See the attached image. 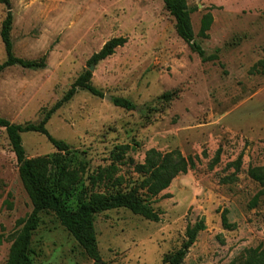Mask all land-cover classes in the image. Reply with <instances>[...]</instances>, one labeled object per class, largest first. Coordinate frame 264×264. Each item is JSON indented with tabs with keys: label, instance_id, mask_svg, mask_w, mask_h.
Segmentation results:
<instances>
[{
	"label": "rangeland",
	"instance_id": "1",
	"mask_svg": "<svg viewBox=\"0 0 264 264\" xmlns=\"http://www.w3.org/2000/svg\"><path fill=\"white\" fill-rule=\"evenodd\" d=\"M186 2L206 60L176 34L162 0H9L13 54L29 60L46 54V66L14 65L0 73V116L20 124L39 121L42 110L91 66V84L102 93L77 90L47 122L48 132L70 152L57 151L39 133L21 135L28 158H57L51 171L59 163L80 169L67 205L75 207L80 194L129 189L142 178L134 164L143 162L149 148L198 156L193 169L153 199L159 221L126 208L95 215L100 264H167L164 255L200 220L204 228L182 264L242 263L249 249L264 248V192L259 194L264 187L248 174L250 167H264V0ZM6 10L0 3V27ZM206 12L212 23L203 37L199 28ZM119 36L126 38L122 46L88 64L108 39ZM5 57L0 38V63ZM166 93L171 97L163 98ZM112 97L128 98L136 109L115 106ZM111 164L116 170L110 185L93 186L89 176ZM119 176L121 183L112 185ZM31 210L0 127V233L10 239L16 221ZM9 246L8 240L0 244V264ZM30 251L34 264H99L46 211L40 213Z\"/></svg>",
	"mask_w": 264,
	"mask_h": 264
},
{
	"label": "trees",
	"instance_id": "2",
	"mask_svg": "<svg viewBox=\"0 0 264 264\" xmlns=\"http://www.w3.org/2000/svg\"><path fill=\"white\" fill-rule=\"evenodd\" d=\"M164 8L174 18L176 34L197 53L203 60H206L204 50L195 41L194 31L190 21V9L186 0H162ZM0 3L9 6V0H0ZM13 14L10 9L6 10V15L1 22L0 38L4 46L5 60L0 63V73L9 66L18 65L22 68L37 70L46 66V54L39 59H24L13 54V43L11 40V29ZM212 23V15L206 12L200 20L199 34L207 37V31ZM126 42L124 37H112L108 39L101 48L93 53L88 60V64H97L99 61L109 57L119 46ZM92 73L89 69L79 74L71 83L66 92L51 107L43 109L41 118L37 122H26L24 124L13 123L0 116V127L5 130L9 146L15 155L18 163V174L22 185L30 199L32 210L24 218L16 221L17 230L12 233L10 239L0 233V244L10 241L8 256L3 264H34L30 255V244L33 232L40 222V213L51 212L66 231L74 238L85 254L99 261L96 236L94 230V217L102 211L126 208L135 215H139L146 220L159 221V212L152 207L153 199L157 198L167 189L172 180L179 174H185L193 169L198 156H184L179 149L169 151H159L149 148L145 151L142 163L134 164V170L142 176L140 180L132 181L127 190L115 192L92 191L90 194H80L77 198V205L71 207L66 204V196L70 189L80 181V169L71 168L65 164L57 165L55 171H51L49 166L57 158L47 157L28 158L22 144V133L35 132L44 135L53 147L59 152H70L69 145L54 138L47 130L46 124L52 115L65 103L71 100L79 89H84L95 96L102 93L91 84ZM170 98L171 93H166L163 98ZM115 106L126 110L136 109V105L125 97H112ZM218 149L213 158L216 163L219 158ZM240 153L234 165L239 168ZM59 166V167H58ZM116 166L111 164L99 169L95 175L89 176L93 186L105 187L110 184ZM249 176L264 187V167H250ZM107 180V181H106ZM120 176L112 181V185L121 183ZM106 188V187H105ZM264 189L259 192L263 193ZM255 202V199H254ZM254 204V203H253ZM223 223L226 222L225 213L222 214ZM264 222V216H263ZM204 228L203 220L189 225L185 231V239L180 246L171 253L165 254L163 262L167 264H182L189 248L195 242L197 234ZM227 264H264V248L260 246L249 249L245 260L242 263L230 261Z\"/></svg>",
	"mask_w": 264,
	"mask_h": 264
},
{
	"label": "water",
	"instance_id": "3",
	"mask_svg": "<svg viewBox=\"0 0 264 264\" xmlns=\"http://www.w3.org/2000/svg\"><path fill=\"white\" fill-rule=\"evenodd\" d=\"M7 9H10V7H9V6H7ZM92 68H93V67L91 66V67L89 68V70L91 71V70H92ZM108 98H110V96H108ZM98 263L100 264V263H101V260H99V261H98Z\"/></svg>",
	"mask_w": 264,
	"mask_h": 264
}]
</instances>
